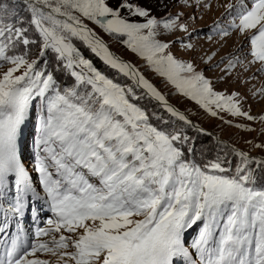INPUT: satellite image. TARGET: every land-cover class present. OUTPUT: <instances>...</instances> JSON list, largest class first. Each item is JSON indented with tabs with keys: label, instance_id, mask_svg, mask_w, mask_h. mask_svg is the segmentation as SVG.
<instances>
[{
	"label": "snow or ice",
	"instance_id": "6c2138e0",
	"mask_svg": "<svg viewBox=\"0 0 264 264\" xmlns=\"http://www.w3.org/2000/svg\"><path fill=\"white\" fill-rule=\"evenodd\" d=\"M16 2L0 0V61L12 65L0 75V197L14 185L15 202L6 213L24 217L28 210L38 218L41 209L26 200L31 194L32 200L48 205L54 219L35 233L50 240H38L29 248L14 236L0 253V264H52L29 258L37 252L49 253L59 264H264V187L256 186L258 177L248 167L247 154L236 153L241 159L234 173L219 158L198 164L189 136L167 130L169 121L155 112L164 127L153 125L134 101L147 96L171 117L190 121L80 19L127 36L124 43L132 52L210 115H217L210 107L215 105L232 116L254 119L238 106L235 93L215 91L192 62L177 58L170 42L157 38L161 25L168 33L188 32L183 13L158 20L131 0H116V7L109 0H22L31 13L26 27L14 11ZM180 2L188 5V0ZM225 7L229 13L237 10L229 28L248 34L249 64L259 63L264 72V0H251V7L236 0ZM122 10L145 22H130ZM33 27L39 41L29 37ZM229 34L221 31L222 37ZM74 37L132 85L116 83L98 71L73 45ZM35 44L46 65L42 69L38 60L27 59V49ZM19 45L25 48L23 54H9ZM48 50L62 64L57 71L75 78L73 86L58 85L44 59ZM239 63L229 60L228 68ZM22 66L26 70L13 75ZM133 85L143 89V95L138 96ZM259 91L264 94V88ZM256 162L264 165V160ZM30 172L38 173V180ZM34 180L43 196L33 187ZM7 228V223L0 225V233ZM193 231L197 234L189 241ZM54 233L61 234L57 238Z\"/></svg>",
	"mask_w": 264,
	"mask_h": 264
},
{
	"label": "rangeland",
	"instance_id": "374dc122",
	"mask_svg": "<svg viewBox=\"0 0 264 264\" xmlns=\"http://www.w3.org/2000/svg\"><path fill=\"white\" fill-rule=\"evenodd\" d=\"M131 2L144 7L150 12L152 17L158 20L170 16L174 17L177 13H183L182 22L186 24L188 32L177 31L174 34L168 33L163 31L161 25L157 38L163 42H170L171 51L177 58L186 62H192L196 70L202 72L205 77L211 81L215 91L222 93L224 96L235 93V100L239 101L238 106L242 111L248 112L254 119L248 120L243 116H232L228 112L218 109L215 105H211L210 107L212 111L217 112V115H210L208 111L201 108L195 101L178 93L172 85L167 83L165 78L151 70L144 58L132 52L127 44L124 43V41L128 39L127 36L107 33L100 28L98 24L84 17H80V19L84 25L92 29L105 42L110 50L120 58L126 60L128 64L132 65L152 83L165 97L166 101L178 110H181L199 127V129H196L192 126L202 135V137H198V135L195 136L194 140L197 139L200 142H204L206 136V140L208 139L210 141L206 144L212 149L213 153L220 149L225 155L228 154V156H232L234 154L236 158H240L236 154L238 151L246 153L247 156H250V160L255 163V166L264 172V165L257 164L256 162L264 160V121L260 119L261 116H264V94H261L259 91L264 88V72L259 71V63L249 64L251 60V45L248 34H240L237 30L229 28V24L236 19L237 10L234 8L231 13H229L225 6L229 3L235 5L236 0H200L199 4H197V0H188V5L182 4L180 0H131ZM245 2L248 7H251V0H245ZM109 4L112 7L117 6L116 0H109ZM40 7L44 12L50 11L49 8L43 5H40ZM14 11L25 21V26L27 27V21L31 16L30 10L25 5L23 6L21 3L18 4L16 2ZM24 14H28L29 17H23ZM73 15L79 16V13L73 12ZM121 15L130 22H145L143 17L131 16L127 10H122ZM59 18L63 19L62 17ZM236 22L238 23V20ZM32 30L35 31L34 27ZM222 30H228L230 33L229 36L222 37ZM189 34L191 38H189ZM72 43L76 48L86 47L88 51L93 53L91 49L78 38H72ZM189 43L193 45V48L191 50H186L184 45ZM20 46L24 48L23 45H19L9 54H23L24 51L21 50ZM77 50L80 52L79 49ZM39 52L40 47L38 45L35 55L27 59L29 62L38 60L37 68L42 69L45 66H43V61L39 60ZM50 54L55 59V55L52 52ZM93 54L96 55L95 53ZM97 57L100 59L99 56ZM221 58H223V62H221ZM237 59H239L241 63L233 68H228L229 60L235 61ZM101 61L104 62L103 60ZM9 67H12V65L0 61V75L6 72ZM58 68H60V64L57 68H49V71L55 70L57 72V77H60L62 75L61 71H57ZM25 70L26 66H22L13 75H21ZM80 70V68L76 69V71ZM69 77L73 78L75 81V78L70 74ZM125 78L131 85L132 81L127 77ZM142 92H144V90ZM150 100L153 101L152 99ZM154 103L157 104L156 101ZM157 105L167 113L161 105ZM32 113L33 125H35V115L38 113V109L34 107ZM237 125H240V127H237ZM220 141H224L226 144ZM30 176L36 177L38 180V173L30 172ZM33 187L41 196L44 195L42 188L35 180L33 181ZM5 195L6 197L14 198L15 186L13 185L7 189ZM6 204L9 205L8 202H6ZM45 211L49 212V215L54 219L48 206L45 207ZM47 227H49V225L45 228ZM60 234L61 233H54L57 238ZM63 234L66 236L70 235L67 232H63ZM196 234V231L191 232L189 241H191ZM50 239L51 236H42L39 238L40 241H48ZM29 258H39L42 260H49L52 264H59L56 257L46 252H37L34 257Z\"/></svg>",
	"mask_w": 264,
	"mask_h": 264
},
{
	"label": "trees",
	"instance_id": "16d2710c",
	"mask_svg": "<svg viewBox=\"0 0 264 264\" xmlns=\"http://www.w3.org/2000/svg\"><path fill=\"white\" fill-rule=\"evenodd\" d=\"M17 3L18 4L21 3L24 6L23 2L17 1ZM23 17L28 18L29 15L24 14ZM29 37L31 39H36L37 41H39L38 34L33 30L29 33ZM38 45L39 44L29 46V48L27 49V51L29 53L28 57H30V56L32 57L35 55ZM20 47H21V50L25 51V48H23L22 46H20ZM77 49L80 50L82 56L85 59L89 60L98 71H100L102 74L107 76L109 79H112V80H114V82L119 83L121 85H130L129 81L121 73L117 72L116 70L111 69L107 64L102 62L96 55H94L93 53L88 51V49L86 47H84V48L83 47H80V48L77 47ZM50 53H51V50H48L46 57L44 58L48 62L47 63L48 70H49V68L53 69V68L59 67V64L55 61L54 57ZM61 65L62 64H60V68H62ZM43 66H46L44 62H43ZM54 72H55V74H57V72L55 70H54ZM61 75L62 76H60V77H57V75H56L58 85L61 88L71 87L75 84V81L73 80V78L69 77V73L61 71ZM133 87H134V90L136 91V94L138 96L143 95V92L140 89L135 88L134 85H133ZM82 90L83 89H81V91ZM134 102L137 103L140 107L144 108L147 111V113L150 117V122L153 125L158 126V127H164V125H162L152 115L153 112H155L157 115L163 116L166 120L169 121V124L166 126L167 130L172 131L174 129H179V130H182L184 134L188 135L191 138V142L194 144V147L196 149L195 161L198 164L204 165L210 161H216L217 158H219L220 162L222 163V166L228 168L233 173L235 172L236 166L240 162L241 158H236V156L234 154L232 156L231 155L228 156V154L225 155L224 153H222V150H220V149L213 153L212 149L209 148L206 144V143L210 142L208 139L206 140V138H207L206 136H205L204 142H200L197 139L194 140L195 136L198 135V137H202V135L199 134V132H197L192 126L186 125L184 122L179 121L175 117H171L170 114L164 112L160 108V106H158L156 103L151 101L147 96H145L143 99H141L139 101H134ZM229 154H231V153H229ZM248 167L253 169L255 175L258 177V183L256 186L258 188L264 187V172L259 170V168L257 166H255V163L252 162L251 160L248 164Z\"/></svg>",
	"mask_w": 264,
	"mask_h": 264
},
{
	"label": "water",
	"instance_id": "95a60500",
	"mask_svg": "<svg viewBox=\"0 0 264 264\" xmlns=\"http://www.w3.org/2000/svg\"><path fill=\"white\" fill-rule=\"evenodd\" d=\"M18 2H22V0H17ZM88 28V27H87ZM90 29V28H89ZM92 32H94L92 29H90ZM95 33V32H94ZM96 34V33H95ZM96 36L98 37V35L96 34ZM102 40V39H101ZM103 41V40H102ZM104 42V41H103ZM104 44H105V42H104ZM106 45V44H105ZM107 46V45H106ZM109 49V48H108ZM109 51L115 56V57H117L119 60H121V61H123V62H126V60H124V59H122V58H120L117 54H115L112 50H110L109 49ZM127 63V62H126ZM142 91H143V89H141ZM154 101V100H153ZM155 102V101H154ZM157 104H159V103H157ZM175 108V107H174ZM176 109V108H175ZM177 110V109H176ZM178 111V110H177ZM179 112H181L186 118H187V120L188 121H190V124L189 125H191V126H193L194 128H196V129H199V127L198 126H196L195 125V123L193 122V121H191L181 110H179ZM202 130V129H201ZM202 131H204V130H202ZM220 142H222V143H224V144H226L224 141H220ZM236 151V150H235ZM238 152H240V151H238ZM249 158H250V156H248Z\"/></svg>",
	"mask_w": 264,
	"mask_h": 264
},
{
	"label": "bare ground",
	"instance_id": "6f19581e",
	"mask_svg": "<svg viewBox=\"0 0 264 264\" xmlns=\"http://www.w3.org/2000/svg\"><path fill=\"white\" fill-rule=\"evenodd\" d=\"M98 38H100L99 36H98ZM101 39V38H100ZM155 101V100H154ZM157 102V101H156ZM157 103H159V102H157ZM168 103V102H167ZM169 105H171L170 103H168ZM159 105H160V103H159ZM172 107H174L173 105H171ZM176 108V107H175ZM177 109V108H176ZM178 110V109H177ZM179 111V110H178Z\"/></svg>",
	"mask_w": 264,
	"mask_h": 264
}]
</instances>
